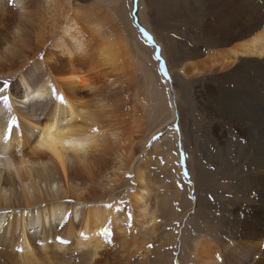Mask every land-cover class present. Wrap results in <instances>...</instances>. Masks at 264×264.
<instances>
[{"label": "rangeland", "instance_id": "rangeland-1", "mask_svg": "<svg viewBox=\"0 0 264 264\" xmlns=\"http://www.w3.org/2000/svg\"><path fill=\"white\" fill-rule=\"evenodd\" d=\"M44 1L37 4L43 8ZM141 1L145 6L143 16V13L140 14ZM237 2L242 5L239 10L244 17L239 16L238 20L232 12ZM215 3V16L209 14V3L205 0H67L62 3L64 7L69 5L70 9L80 8L85 17L81 20L101 25V33L106 37H103L104 40L114 42H110L113 45L109 44L113 46V55L118 53L116 67L107 70L109 75L99 87L98 94L85 93L87 100L95 98L104 102L109 115L102 117L100 123L105 126V130H114L117 137L108 134L106 146L92 159L90 173L84 172L82 178L77 177L76 180L87 186L84 193L91 202L117 204L124 210L120 212L118 222L121 221L123 229L129 228L130 235H133L129 239L139 248L132 246L129 248L132 251L120 254V249L117 252V248L111 247L100 264H191L198 238L211 239L214 246L224 249L230 245L228 248L232 249L237 245V232L253 205V197L264 188L252 164L257 157L254 152L258 154L257 150L264 149V79L252 84L253 88H258V95H250L248 89H244L234 99L226 101V97L225 102L219 105L214 102L217 96L211 92L208 87L210 83L205 77L220 71L228 73L236 62L202 77L190 75L193 72L192 64L206 65L209 56L223 55V49L218 50L210 43L220 37L231 41L236 24L251 21L250 14H246L255 9L252 0H215ZM4 11L11 15L10 20L17 16L11 0L0 10ZM85 14L93 16L87 17ZM125 15L133 21L138 32V26L143 27L153 37L168 71L167 77L161 76L159 62L154 58V48L140 35L143 43L153 48L148 66L155 73L156 81H159L160 75L168 79L165 81L170 84V92L166 93L174 102L175 118L164 124H161L160 117H168V112L159 116L155 110L143 69L144 59L140 57L132 37L126 33V27L124 29ZM219 23L225 27L219 26ZM203 36L207 39L206 43L201 44L198 40L205 41ZM198 47L202 52L197 55L195 51ZM259 62H264V59ZM183 67L187 68V74L181 72ZM261 67L264 76V65ZM250 80L252 78L248 76L243 81ZM162 88L166 91V87L162 85ZM253 96L263 97L253 100ZM249 97H252L250 102ZM160 100V108H167L162 91ZM214 104L225 105L224 113L212 111L210 107ZM258 104L259 107L255 108ZM258 130L263 132L259 133ZM105 168L110 171L114 169L118 178L116 185L111 184L113 188L105 186L102 190L100 181ZM140 173H143L144 184L149 192L145 199L149 209L146 218L139 217V210L131 203L128 194L137 188ZM129 175L133 179L129 180ZM120 200L126 203L120 204ZM128 211L132 213L130 222ZM113 237H117L116 232ZM262 249L264 252V244ZM227 252L224 253L227 264H252V258H255L247 257L244 252L237 253L236 250L233 255H230V250ZM0 256V264L9 263ZM50 256L53 261L44 264H82L79 257L73 256L71 252H66V255L52 253Z\"/></svg>", "mask_w": 264, "mask_h": 264}, {"label": "bare ground", "instance_id": "bare-ground-1", "mask_svg": "<svg viewBox=\"0 0 264 264\" xmlns=\"http://www.w3.org/2000/svg\"><path fill=\"white\" fill-rule=\"evenodd\" d=\"M39 1L42 0H11L13 8L17 10L16 18L11 20L9 19L11 15L8 12H0V82L8 80L11 83V88L5 93L10 96L11 111L0 101V157L5 158L0 159V165H3L0 167L1 259L8 260V264H44L53 261L50 256L52 253L66 255V252H71L73 256L79 257L82 264H100V260H103L113 247L117 248V252L120 249V254H124L128 250L132 251L129 249L132 246H135V249L137 246L139 248V245L132 244V240L129 239L130 236H133L130 235L129 228L123 229L121 221L118 222L120 212L115 210V206L113 209H108L105 207L108 202H91V199H88L84 193L87 186L76 180L77 177L82 178V173H90L92 159L106 146L108 134L111 137H117L114 130H105V126L100 123L102 117L109 115L104 102L95 98L87 100L85 93H94V96L98 94L99 87L105 83V78L109 75L107 70L110 67L112 70L116 67L115 58L117 60L118 53L113 55V46H109L111 40H104L106 37L101 33L103 31L101 25L97 22L89 21L88 23V21L81 20L85 17L79 10L80 8H74V10L70 9L69 5L64 7L62 3L67 0H43L44 7L41 8V4H37ZM8 2L9 0H0V10H3ZM205 2L209 3V14L215 16V0H205ZM252 3L255 4V9L246 14V16L249 14L251 16V21L247 19L250 23L238 22L239 24H236V29L232 33L231 41L222 37L212 41L210 37V41H212L210 45L219 48L218 50L223 49L225 51L222 53L223 55L209 56L206 65H191L193 72L190 75L202 77V75L224 69L233 65L234 61L236 62L234 68L228 73L220 71L221 74L215 73L212 74L213 76L205 77V80L210 83L208 87L211 92L217 96L214 98V102L219 105H222L221 103L226 97V101L234 99L244 89H248L250 95H258V88H253L252 84L264 79L263 67H261L264 62H259L264 59V0H252ZM141 4L140 14L145 10L143 1ZM240 5L237 2L232 8L233 15L237 20L239 16L243 17L239 10ZM85 15L93 16V14ZM141 15L143 16L144 13ZM195 15L197 16V14ZM132 22L128 15H125L124 29L126 27V33L132 37L140 57L144 59L143 69L155 110L159 116H164L168 112V117H160L161 124H164L175 116L174 102L166 93L170 92V84L165 81L168 79L162 78L160 75L159 81H156L155 73L148 66L153 48L143 43V38ZM220 25L224 26L219 23ZM208 35L210 34L208 33ZM245 35L247 36L245 37ZM206 39L198 41L203 44L206 43ZM107 42H109L108 45ZM195 52L198 55L202 49L200 50L198 47ZM41 57L43 58L41 59ZM186 70L187 68L183 67L181 72L187 74ZM244 73L248 74L245 76ZM248 76L252 80L243 81ZM48 85L54 86L59 93L66 96L69 104L67 109L53 100ZM162 85L166 87V91ZM160 91L163 93V101L167 108H160L162 105ZM260 97H249V102L251 98L259 100ZM229 102L232 104V101ZM223 107L214 104L210 108L219 114L220 111L224 113ZM258 107L259 104L255 108ZM112 112L111 110V114ZM65 115L70 120L67 125L61 123V118ZM11 116L17 117L20 126L16 129V135L11 141L5 142L3 136L7 121ZM74 117H78V119ZM248 118L250 119V117ZM50 123H56L58 128H68L69 135L76 138L91 135L93 142L85 152L63 151L61 153L63 166H61L60 161L54 156L32 144L37 130L42 132ZM240 123L243 122L240 121ZM254 125L257 124L254 123ZM93 127H98L99 133H90V129ZM261 132L263 131L260 130L259 133ZM21 133H23L22 141ZM17 149L23 154L22 157L15 155ZM262 150L264 149L257 150L258 154L254 152L257 157L252 161V164L258 180L264 183ZM8 159L17 165L16 171L8 169ZM20 163L25 164L26 167L20 168ZM108 169L105 168L101 174L100 186L102 190L105 186L113 188V185L117 183L118 176L113 172L114 169L112 171ZM195 170L197 171V169ZM175 186L177 185L175 184ZM146 187L143 173H140L137 188L128 192L131 203L133 202L132 204L139 210L140 218H146L149 210L147 200L145 201L149 194ZM258 192L253 197V205L247 212L245 220L242 221L240 231L237 232L239 239L237 245L231 249L228 248L230 245L226 244L228 247L225 246L224 249L221 246H214L211 239L198 238L199 242H196L194 246L195 257L191 264H227L228 259L224 253L229 250L230 255H233L236 250L237 253L244 252L247 257H255L252 258V264H264V252L262 251L264 244V188L262 192ZM70 200L73 203H68ZM108 220L112 221V231L116 232L117 236L112 237V246L107 245L102 237L95 235V232ZM62 224L63 227L60 226ZM81 232L87 234L89 239L84 240L80 236ZM57 236L69 240L71 243L66 246L59 243H48ZM38 242L42 243L43 247H40ZM19 247H23V253L16 251Z\"/></svg>", "mask_w": 264, "mask_h": 264}, {"label": "snow or ice", "instance_id": "snow-or-ice-1", "mask_svg": "<svg viewBox=\"0 0 264 264\" xmlns=\"http://www.w3.org/2000/svg\"><path fill=\"white\" fill-rule=\"evenodd\" d=\"M138 28H139L140 35L144 38V40L149 45H152V47L155 50L154 58L157 62H159V65H158L159 73L161 74V76L167 77L168 71L166 70V66H165L164 61L162 60L160 50H159V48L156 47V45L154 43L153 37L143 27L138 26ZM42 58L43 57H41V59ZM48 87L50 90V96L53 98V100L59 102V104L63 108L67 109L69 107V104H68V100H67L66 96L59 93L58 90L54 86L48 85ZM10 88H11V83L8 80H4V81L0 82V101H2L4 106L6 108H8L9 111H11L10 96L6 95L5 93H7ZM74 118L78 119V117H74ZM61 123L63 125H67L70 123V120L65 115L64 117L61 118ZM19 126L20 125H19L17 117L11 116V118L7 121L6 129H5L4 136H3V139L5 142L11 141V139L16 135V129L19 128ZM90 133H92V134L99 133V128L98 127L91 128ZM20 139L22 141L23 133L20 134ZM92 142H93V139H92L91 135L76 138V137L69 135V129L68 128H66V127L58 128L56 123H50L49 126L47 128H45L42 132L40 130H37V132L34 134V139L32 141V144H35V146L38 149L50 153L58 161H60L61 166H63V159L61 156V153L63 151L71 150V151L76 152V153L85 152L89 148V146ZM15 155H19L21 157L23 156V154L19 152V149L16 150ZM0 159H5V158L0 157ZM161 162L163 163V161H161ZM0 167H3V165H0ZM7 167L11 171L17 170V165L11 159H8ZM19 167L24 168V167H26V165L23 163H20ZM65 175H67V172H65ZM185 175H187V173H185ZM17 178H19V177H17ZM128 179L131 180V179H133V177L131 175H129ZM68 203H73V202L68 201ZM119 203L125 204L126 202L124 200H120ZM105 207H107L108 209H113L114 205L109 203V204L105 205ZM115 210L117 212L124 211L118 205L115 206ZM68 215L70 217L71 214L69 213ZM127 216H128V220L130 222L132 219V213L130 211H128ZM65 223H66V221H65ZM60 226L63 227V224ZM129 226H131V224H129ZM95 235L102 237L104 242L107 245L112 246L113 245L112 221L108 220L103 226H101L95 232ZM80 236H82L84 240L89 239V236L87 234H85L84 232H81ZM48 243H59L61 245L66 246V245L70 244L71 241L66 240L60 236H57L54 238L53 241H48ZM38 244L40 247H43L42 243L38 242ZM148 247L151 248L152 245L149 244ZM16 251L23 253L24 249H23V247H19L16 249Z\"/></svg>", "mask_w": 264, "mask_h": 264}]
</instances>
